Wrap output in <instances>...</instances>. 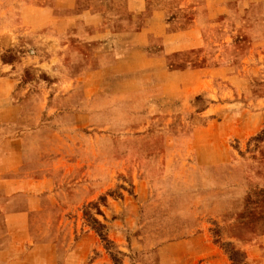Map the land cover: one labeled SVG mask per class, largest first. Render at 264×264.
I'll return each instance as SVG.
<instances>
[{
    "label": "crops",
    "instance_id": "0c3cea01",
    "mask_svg": "<svg viewBox=\"0 0 264 264\" xmlns=\"http://www.w3.org/2000/svg\"><path fill=\"white\" fill-rule=\"evenodd\" d=\"M11 5L0 9L12 35L6 47L0 39L1 50L14 53L0 66V264H115L82 213L74 216L66 179L86 170L69 158L71 142L96 129L99 112L118 110L131 139H160L165 156L155 184L133 178L132 193L109 197L96 216L122 264H233L229 218L208 197L213 171L230 161L231 140L244 142L264 125V99L251 78L264 68V0L190 3L183 28L167 0ZM99 186L88 202L117 180ZM188 195L193 223L179 237L131 244L148 226L146 208ZM232 241L247 264H264V235Z\"/></svg>",
    "mask_w": 264,
    "mask_h": 264
},
{
    "label": "rangeland",
    "instance_id": "374dc122",
    "mask_svg": "<svg viewBox=\"0 0 264 264\" xmlns=\"http://www.w3.org/2000/svg\"><path fill=\"white\" fill-rule=\"evenodd\" d=\"M11 3L13 0H0V9L11 8ZM167 3L175 8L177 22L183 28L186 22V17L182 12L183 7L189 6L190 3L202 4L203 0H167ZM1 16L0 39L6 47L10 45L12 35L8 34V28L3 27L7 17L4 14ZM2 44L0 41L1 67L13 63L14 54L10 48L2 51ZM28 78L31 77L28 76ZM251 78H253L254 94L264 99V68L261 72L258 71L257 76ZM198 99L202 100V98ZM98 118L94 131L86 130L84 136H79L78 140L70 144L69 158L72 162L80 161L85 164L86 170L79 175L67 177L66 184L70 199L75 206L74 216L77 217L78 212H81L86 225L97 233L115 264H122L123 254L109 239L107 225L96 216L103 213L109 197L121 198L125 192L132 193L130 186L133 178L142 175L155 184L156 180L164 175L165 156L162 155L163 144L160 139L151 137L131 139L129 137L126 131L127 122L124 110H118L115 113L99 112ZM71 119H73L72 116L68 117L67 121ZM107 126H110L112 130L103 129ZM181 127L183 130L189 128L187 124H182ZM100 128L103 130L100 131ZM230 144L229 163L222 169L214 170L211 175L214 183L209 191L208 200L209 205H214L216 211L225 213L229 218L228 231L231 244L228 245V250L233 264H247L245 254L237 250V245L232 239L244 244H253L261 235H264V125L250 139L244 142L231 140ZM111 178L117 180V187L106 191L96 202H88L93 193L100 190L99 184H102V190H104ZM212 196L215 198L223 196L229 199H212ZM192 199L194 196L188 195L168 202L162 201L159 206L151 205L146 208L145 214L149 218L144 222L148 226H145L144 231L141 228L132 233L131 244L136 245L138 241L149 248L157 246L163 240L179 237L180 235L177 234L180 228L193 223ZM154 226L162 231L158 237L157 234L152 235V232L157 231L154 230L156 229ZM132 258L134 262L146 259L134 255ZM147 259L154 258L148 257Z\"/></svg>",
    "mask_w": 264,
    "mask_h": 264
}]
</instances>
